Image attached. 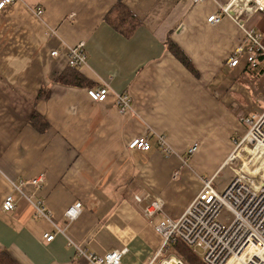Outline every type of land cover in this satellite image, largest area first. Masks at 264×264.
<instances>
[{
	"label": "crops",
	"instance_id": "0c3cea01",
	"mask_svg": "<svg viewBox=\"0 0 264 264\" xmlns=\"http://www.w3.org/2000/svg\"><path fill=\"white\" fill-rule=\"evenodd\" d=\"M117 1L14 0L0 10V249L17 264H87L71 240L100 256L127 250L121 264H149L162 246L155 225L181 217L203 178L227 188L235 176L225 165L247 134L243 118L264 110V56L255 68L246 58L228 65L246 31L264 44L263 12L245 0H122L140 22L125 36L106 20ZM226 6L230 15L208 22ZM237 7L247 12L243 25L233 19ZM81 43L87 62L76 69L88 84L56 82L68 48ZM98 87L109 88L104 102L88 95ZM123 93L131 99L125 112L116 104ZM144 135L151 151L130 150ZM159 136L173 153L157 149ZM247 149L264 157V144ZM9 196L16 208L6 212ZM35 201L52 221L37 218ZM155 201L164 211L149 218ZM77 203L81 215L69 223Z\"/></svg>",
	"mask_w": 264,
	"mask_h": 264
},
{
	"label": "built area",
	"instance_id": "2783aa9c",
	"mask_svg": "<svg viewBox=\"0 0 264 264\" xmlns=\"http://www.w3.org/2000/svg\"><path fill=\"white\" fill-rule=\"evenodd\" d=\"M190 1L200 3L205 0ZM13 2L14 0H3L0 3V10ZM245 2L248 9L264 13V0H245ZM230 9V6L224 7L219 14L211 16L208 22H219L222 14H229ZM41 13L42 11L38 10V14ZM233 18L239 25H243L239 15H233ZM262 41L263 36L259 32L246 31V44L235 49L229 59L230 66L236 67L242 58H246L250 66L256 67L258 58L264 56ZM51 55L57 57L59 51H54ZM67 56L68 65L72 68H81L87 62V53L82 43L76 47L68 48ZM109 93L108 87L88 90V95L94 102L106 101ZM116 104L121 111L125 112L131 109V99L126 93L116 95ZM243 122L249 131L237 144L242 146L248 139L253 140L254 144H264V110L251 117H244ZM157 147L162 152L171 154V148L162 136L158 137ZM129 148L149 152L152 146L149 137L144 135L133 140ZM197 149L198 145H193L188 151L189 155H193ZM229 161L225 167L228 166ZM231 168L233 169L232 166ZM202 184L201 191L181 217L172 219L169 216H164L155 227L163 242L150 264H154L160 257L169 254L170 249L178 242L184 243L188 247L201 248L204 253V264H264V181L260 185H254L237 176L223 191L215 188L213 179L203 178ZM81 207V204L77 203L67 210L65 216L69 223L79 218L82 212ZM2 208L6 212L16 208L12 196L7 197ZM34 209L37 218L52 221L51 212L43 202L35 201ZM223 209L229 210L234 216L233 222L228 227L219 222V215ZM163 211V203L155 201L146 208L145 215L152 218ZM56 228L58 233L67 236V227L58 228L56 226ZM55 236L56 233H46L44 239L51 242ZM70 244L76 248L77 257L84 259L87 264H121L123 256L127 252V250H115L105 256H99L78 246L72 240ZM171 257L168 261L174 260L176 264H185L178 257L174 255Z\"/></svg>",
	"mask_w": 264,
	"mask_h": 264
},
{
	"label": "trees",
	"instance_id": "16d2710c",
	"mask_svg": "<svg viewBox=\"0 0 264 264\" xmlns=\"http://www.w3.org/2000/svg\"><path fill=\"white\" fill-rule=\"evenodd\" d=\"M107 22L117 31L125 36H130L135 28L140 24L137 18L123 4L122 0H118L117 4L112 8L106 17ZM170 51L175 57L181 61L188 69L193 70L191 61L183 53V51L175 44L169 43ZM56 82L69 86H86L87 80L83 77L76 68L68 65L67 70L56 79ZM42 96L39 94L38 98ZM172 255L181 259L185 264H204L203 260L198 263L195 254L191 248L184 243H177L174 246ZM0 264H17L5 251L0 249Z\"/></svg>",
	"mask_w": 264,
	"mask_h": 264
},
{
	"label": "rangeland",
	"instance_id": "374dc122",
	"mask_svg": "<svg viewBox=\"0 0 264 264\" xmlns=\"http://www.w3.org/2000/svg\"><path fill=\"white\" fill-rule=\"evenodd\" d=\"M239 10L238 12H236V14H239V18L244 16L247 12L243 9H241L240 7H237ZM243 13V14H242ZM224 15H230V14H222V16ZM221 16V17H222ZM238 16V15H237ZM234 19V18H233ZM242 21V20H241ZM240 21V22H241ZM257 32V31H256ZM261 34V33H260ZM263 36V35H262ZM263 42V41H262ZM264 46V44H263ZM263 56H260L258 58V63L260 61V59L262 58ZM242 61V59H241ZM240 61V62H241ZM228 65L230 66L229 64V61H228ZM258 66V65H257ZM256 66V67H257ZM231 67V66H230ZM237 67V66H236ZM252 67V66H251ZM232 68H235V67H232ZM255 68V67H254ZM120 109V108H119ZM259 113V112H258ZM255 115V114H254ZM249 131L248 127H247V132ZM148 136V135H147ZM141 137V136H140ZM149 137V136H148ZM241 141V140H240ZM240 141H238L237 143H239ZM131 144V143H130ZM129 144V146H130ZM259 145V144H258ZM254 147V143H252L251 145H249L247 142L245 144H243L242 146H240V144H236L235 146V150L233 152L232 155H234L235 153V159L232 160L230 162L231 165L227 166L229 167L230 169L231 166L233 167V169L235 170V172L233 171L232 169V174H234L235 178L237 176H241L242 178L246 179L247 181H250L252 182L253 180L255 182L259 181V182H262L264 181V157L262 158H259L260 160H256V157L254 158L253 155L249 154L248 153V149L247 148H251L253 149ZM130 150H136V149H132V148H129ZM158 149V147H157ZM160 150V149H158ZM248 150V151H247ZM140 151V150H138ZM162 151V150H160ZM173 149H171V153H173ZM189 154V153H188ZM170 155V154H169ZM234 157V156H233ZM227 168V169H229ZM222 175H224L222 173ZM252 179V181H251ZM233 180V179H232ZM138 199V198H137ZM139 200V199H138ZM151 205V204H150ZM166 216V215H165ZM163 219V218H162ZM162 219L158 222V224L162 221ZM234 220V216L232 215V213L227 210V209H223L219 215V222L225 226V227H228L231 225V223L233 222ZM157 224V225H158ZM155 225V227L157 226ZM156 231V230H155ZM161 237V236H160ZM163 242V241H162ZM191 248V251L195 254L196 256V259H197V262L200 263L202 260H203V256H204V253H203V250L199 247H190ZM115 251V250H114ZM112 252V251H111ZM110 253V252H109ZM175 253L174 251V247L170 249L169 251V254L167 255H164L163 257H160L159 260H157L154 264H162L163 262L165 261H168L170 260L173 256L172 254ZM108 254V253H107ZM100 256V255H99ZM155 257V255L151 258L150 262L153 260V258ZM79 258V257H78ZM80 259V258H79ZM149 262V264H150Z\"/></svg>",
	"mask_w": 264,
	"mask_h": 264
},
{
	"label": "bare ground",
	"instance_id": "6f19581e",
	"mask_svg": "<svg viewBox=\"0 0 264 264\" xmlns=\"http://www.w3.org/2000/svg\"><path fill=\"white\" fill-rule=\"evenodd\" d=\"M249 145H251L252 143H253V140H251V139H248L247 141H246ZM245 142V143H246ZM244 143V144H245ZM258 144H254V147H256ZM253 147V148H254ZM234 156V157H233ZM235 159V153H234V155H232L231 156V159H230V162H231V160H234ZM241 177V176H240ZM242 178V177H241ZM243 180H245L246 182H248V183H251V184H254V185H260V184H262V182H259V181H257V182H255L254 180L252 181V179H251V181L253 182H250V181H247L246 179H244V178H242ZM165 264H176L175 263V261L174 260H172V261H167Z\"/></svg>",
	"mask_w": 264,
	"mask_h": 264
}]
</instances>
